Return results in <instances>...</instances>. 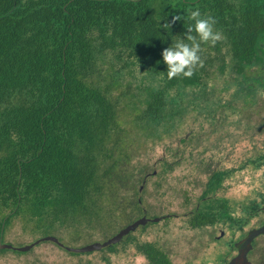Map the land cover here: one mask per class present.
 Instances as JSON below:
<instances>
[{
	"label": "trees",
	"instance_id": "obj_1",
	"mask_svg": "<svg viewBox=\"0 0 264 264\" xmlns=\"http://www.w3.org/2000/svg\"><path fill=\"white\" fill-rule=\"evenodd\" d=\"M197 8L215 19L222 39L202 44L203 64L193 76L169 79L162 51L183 36ZM177 15L181 20L173 21ZM263 41L264 0H0V243L17 223L33 237L72 231L108 239L121 216H133L127 210L147 215L143 197L129 205L122 197L138 177L121 167L131 159L124 115L136 113L135 127L147 141L172 136V92L224 72L244 77L258 64ZM139 70L151 79L147 97L122 106V78ZM254 150L244 154L239 172L264 174V144ZM158 163L157 177L165 181L177 163L166 157ZM235 172L210 173L199 207L185 215L190 229L221 224L243 235L257 208L235 207L219 194ZM139 176L147 182L148 175ZM126 244L149 264H173L160 244L133 232L104 250L118 253Z\"/></svg>",
	"mask_w": 264,
	"mask_h": 264
},
{
	"label": "rangeland",
	"instance_id": "obj_2",
	"mask_svg": "<svg viewBox=\"0 0 264 264\" xmlns=\"http://www.w3.org/2000/svg\"><path fill=\"white\" fill-rule=\"evenodd\" d=\"M259 58L258 64L246 69L244 77L224 72L216 74L202 86L188 87L183 93L180 89L172 92L171 102L175 112L172 136L147 141L135 127L136 113L133 111L124 115L128 131L125 141L129 143L126 148L131 159L130 163L124 162L121 167L128 174L134 171L138 177L134 183L125 185L122 197L128 205L134 199L143 197V206L151 209L147 212L149 218L168 215L160 222L139 227L133 234L160 244L175 263H193L199 257L206 264H215L230 255V247L238 239L236 228L226 233L221 226L192 230L186 224L185 215L200 205L204 185L212 171L236 169L226 181L225 189L219 193L232 205L247 204L257 209L264 206V174L253 170L238 171L244 154L255 152L256 146L264 144V41ZM150 81L141 70L124 75L122 88L117 91L123 99L121 105L130 101L135 107V103L146 99L143 88ZM127 83H130V88L126 94L124 87ZM172 106H169L170 110H173ZM183 138L185 142H181ZM165 157L177 165L162 181L157 177L161 166L158 161ZM142 172L148 175L146 183H142L143 176H139ZM130 211L133 216H121L117 222L118 229L112 235L139 218L132 209L125 214ZM263 224L264 210L259 209L242 233L247 236ZM44 235L30 236L17 223L9 232L6 243L23 246ZM48 235L56 236L68 247H83L106 240L97 232L74 234L72 231H51ZM134 250L126 244L118 248V253L104 249L73 253L53 242H42L30 251L22 252V255L11 250L0 253V264H148ZM235 252L233 249L232 255ZM250 258L252 264H264V236L255 241Z\"/></svg>",
	"mask_w": 264,
	"mask_h": 264
},
{
	"label": "clouds",
	"instance_id": "obj_3",
	"mask_svg": "<svg viewBox=\"0 0 264 264\" xmlns=\"http://www.w3.org/2000/svg\"><path fill=\"white\" fill-rule=\"evenodd\" d=\"M181 20L174 16L173 21ZM190 21L183 36L171 38V44L162 51V61L166 65L167 77H191L194 71L202 66L201 51L203 43L215 44L222 39L220 31L216 30L215 19L210 15H202L200 10L190 11L187 16ZM171 23L164 22L161 28L168 30ZM160 63V61H157Z\"/></svg>",
	"mask_w": 264,
	"mask_h": 264
},
{
	"label": "water",
	"instance_id": "obj_4",
	"mask_svg": "<svg viewBox=\"0 0 264 264\" xmlns=\"http://www.w3.org/2000/svg\"><path fill=\"white\" fill-rule=\"evenodd\" d=\"M164 218L165 217L149 218L146 215H144L136 219L132 223H129L126 226L122 227L117 233H115L108 239L104 241H96V242L90 243L89 245H86L83 247H68L65 244H63V242L56 236L46 235V236L38 238L37 240H35L34 242L30 244L23 245V246H15L11 243H6V242L0 243V251L1 250H15L18 252H28L42 242H53L59 245L60 247L66 249L67 251L73 252V253H88V252L100 251L104 248L120 244L126 236L136 231L139 227L146 226L150 222H160ZM263 233H264V225L260 227L259 229L251 232L250 235L244 241V245L247 246L257 236Z\"/></svg>",
	"mask_w": 264,
	"mask_h": 264
},
{
	"label": "flooded vegetation",
	"instance_id": "obj_5",
	"mask_svg": "<svg viewBox=\"0 0 264 264\" xmlns=\"http://www.w3.org/2000/svg\"><path fill=\"white\" fill-rule=\"evenodd\" d=\"M139 202L141 203V201L139 200ZM199 207V205L197 206V208ZM259 209H263L264 210V206H262V207H260ZM259 209H257V211L256 212H258L259 213ZM193 211V210H192ZM192 211H190V212H192ZM189 212V213H190ZM257 213V214H258ZM187 215V214H186ZM147 216V215H146ZM254 217L255 216H251L250 218H249V220L248 221H246V223L248 222V225L250 224V222H252V220L254 219ZM221 225V224H220ZM219 225V226H220ZM264 225V224H263ZM262 225V226H263ZM260 228V227H259ZM258 228V229H259ZM254 231V230H253ZM253 231H251V232H253ZM238 233H239V235H238V239L237 240H235L234 242H233V244H232V246L230 247V255L225 259V260H221V261H216V263L215 264H252V261H251V258H250V254L253 252V250L255 249V241L258 239V237L259 236H264V233L263 234H261V235H259V236H257L253 241H251L247 246H245L244 245V241L246 240V238L250 235V233L247 235V236H244V235H242L241 236V233L239 232V231H237ZM220 240V239H219ZM219 242V241H218ZM132 247H133V245H131ZM135 250V253L136 254H138V255H141V254H139L138 252H137V249L135 248V247H133ZM105 249V248H104ZM233 249L234 250H236V252H235V254L234 255H232V253H233ZM103 250V249H102ZM167 254H168V256H169V258H170V260L172 261V263L173 264H178V263H175L173 260H172V258H171V256H170V254L166 251V250H164ZM204 252H205V250H204ZM141 256H143V255H141ZM144 257V256H143ZM145 258V257H144ZM146 259V258H145ZM147 260V259H146ZM148 262V261H147ZM149 264V263H148ZM188 264H206L204 261H203V259H200L199 257L196 259V261H194L193 263H188Z\"/></svg>",
	"mask_w": 264,
	"mask_h": 264
}]
</instances>
